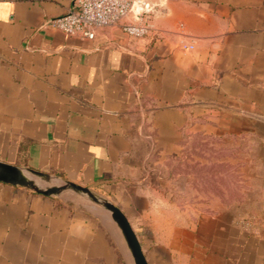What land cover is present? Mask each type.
Masks as SVG:
<instances>
[{"label":"crops","instance_id":"0c3cea01","mask_svg":"<svg viewBox=\"0 0 264 264\" xmlns=\"http://www.w3.org/2000/svg\"><path fill=\"white\" fill-rule=\"evenodd\" d=\"M145 2L85 39L0 0V160L107 197L148 264H264V0ZM89 209L0 181V264H123Z\"/></svg>","mask_w":264,"mask_h":264},{"label":"built area","instance_id":"2783aa9c","mask_svg":"<svg viewBox=\"0 0 264 264\" xmlns=\"http://www.w3.org/2000/svg\"><path fill=\"white\" fill-rule=\"evenodd\" d=\"M149 7L145 0H73V6L48 23L67 35L93 39L97 29L118 27L129 36L148 34ZM194 41L180 39L179 47L193 48Z\"/></svg>","mask_w":264,"mask_h":264},{"label":"water","instance_id":"95a60500","mask_svg":"<svg viewBox=\"0 0 264 264\" xmlns=\"http://www.w3.org/2000/svg\"><path fill=\"white\" fill-rule=\"evenodd\" d=\"M0 181L45 196L63 198V195L69 192L84 198L85 201L80 203L108 214L111 221L119 229L131 257V264H148L141 250L137 235L123 212L111 200L94 192L89 186L66 179H59L39 170L18 166L1 160Z\"/></svg>","mask_w":264,"mask_h":264},{"label":"rangeland","instance_id":"374dc122","mask_svg":"<svg viewBox=\"0 0 264 264\" xmlns=\"http://www.w3.org/2000/svg\"><path fill=\"white\" fill-rule=\"evenodd\" d=\"M63 198L66 199V200H70L72 202H84L85 199L76 195V194H72V193H69L67 192L66 194L63 195ZM91 212H93L94 214H97L98 216L100 217H104L106 222L110 225V229H112V233H114V235L119 239L121 240V245H122V248L124 249L123 252H125V254H127L125 256L124 254V263L123 264H131V257L128 253V250L125 246V243L123 241V238L122 236H120V232L118 230V228L115 226V224L111 221V219L109 218L108 214L104 213L103 211L101 210H97V209H94V208H90L89 209Z\"/></svg>","mask_w":264,"mask_h":264}]
</instances>
